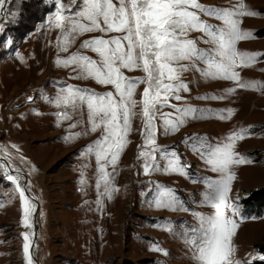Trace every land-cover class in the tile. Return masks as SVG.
<instances>
[{
	"label": "rangeland",
	"instance_id": "1",
	"mask_svg": "<svg viewBox=\"0 0 264 264\" xmlns=\"http://www.w3.org/2000/svg\"><path fill=\"white\" fill-rule=\"evenodd\" d=\"M27 2L31 3L29 13L34 19L28 24L32 27L22 32L17 28L22 6ZM62 2L66 15L71 14L67 9L78 7L71 5L70 0ZM199 2L229 10L242 2L246 9L258 13L236 17L241 21L240 28L251 30L255 37L237 42L236 47L240 51L264 53V0ZM56 10L55 0H8L0 8V158L22 177L21 185L35 199L29 197L35 210L28 227L21 223L19 194L0 169V264H27L21 233H29L31 248L35 230L33 250L40 264H195L185 233L199 226L196 213L213 212L203 202L207 191L204 180L219 175L211 170L202 153L226 143L228 136L240 128H248L250 134L237 141L234 150L246 154L252 162L233 167L236 179L229 197L238 201L244 218L236 217L239 227L233 237L232 258L241 264H264V255L258 251V245L264 244V211L255 215L250 212L251 207L243 208L241 204L252 190L264 186V87L239 88L232 80L205 77L196 68L181 73L188 91H181L183 99H172L171 103L201 110L203 118H189L177 131L167 133L157 118L156 142L179 156L185 174L162 170L145 174L142 160L138 159L144 126L138 103L128 143L115 170L107 165L115 188L109 198L103 183L97 187L101 173L95 153L88 151L103 129L90 130L86 106H57L51 101L67 85L97 93L114 92L111 85L76 78L74 66H57L55 61L58 56L67 57L77 51L99 60L97 53L80 47L82 42L92 37L108 39L123 34L83 33L63 52L57 42L61 30L51 23ZM200 15L216 27H224L222 20ZM187 38L196 40L198 48L212 47L201 32L191 31ZM196 67L207 66L196 61ZM235 70L241 82L264 84V56L251 66ZM123 71L128 77L144 76L139 69ZM143 88L144 84L137 87L135 100L140 101ZM160 111L174 110L165 106ZM61 112H67L70 118L59 117L57 113ZM70 135L73 138L66 140ZM156 156L163 168L166 161L159 153ZM0 164L5 165L2 161ZM158 185L174 191L179 201L175 209L153 203ZM231 214L229 211L228 215ZM153 246L163 251H154Z\"/></svg>",
	"mask_w": 264,
	"mask_h": 264
},
{
	"label": "snow or ice",
	"instance_id": "2",
	"mask_svg": "<svg viewBox=\"0 0 264 264\" xmlns=\"http://www.w3.org/2000/svg\"><path fill=\"white\" fill-rule=\"evenodd\" d=\"M4 3L5 0H0V8ZM70 4L78 7L67 9L71 14L66 15L62 0H55L57 10L51 20L54 27L61 30V35L57 37L61 51L67 52L76 37L83 33L99 31L105 34H123L108 39L92 37L82 42L80 47L97 53L99 60L77 51L67 57L58 56L55 61L57 66H74L76 78L93 79L99 84L111 85L114 92L97 93L92 89L67 85L51 101L57 106H86L90 130L95 132L98 128L103 129L94 144L88 146V151L95 153L101 173L97 187L103 183L104 193L109 198L115 188L112 175L106 170L107 165L110 164L115 170L128 143L127 136L131 131L132 118L137 114L134 109L138 103L141 105L140 115L144 122L141 130L143 146L138 159L142 160L145 174L161 170L185 174L179 156L156 142L157 118L166 133L177 131L189 118H203L201 110L190 105L178 106L171 103L172 99H183L179 94L181 91H188L187 84L180 78L181 73L189 68H196L205 77L232 80L239 88L264 87L258 81L241 82L239 73L235 70L237 67L251 66L259 57L264 56V53L240 51L236 47L241 40L255 38L251 30L240 28L241 21L236 17L255 16L258 13L246 9L242 2L233 10L205 6L199 0H70ZM201 13L222 20L224 27L219 28L203 20ZM191 31L203 33L207 37L205 42L212 47L198 48L196 40L187 38ZM185 60L191 63L182 64L181 61ZM196 61H201L207 67L197 68ZM137 69L143 71V77H128L123 71ZM140 84H144V88L140 101H137L134 96ZM165 106L174 111H160ZM227 112L230 117L232 110ZM57 115L63 119L70 118L67 112ZM248 134V128H240L228 136L226 143L202 153L211 170L219 175L216 179L204 180L207 191L203 194V202L213 212L209 215L196 213L199 226L189 228L185 233L195 264H241L232 258L235 252L233 237L239 227L236 217L239 216L241 220L244 217L239 211L238 201L231 200L229 193L232 182L236 179L233 167L252 162L246 154L234 150L237 141ZM72 138L70 135L65 139ZM156 153L166 161L163 168ZM0 169L4 170L3 176L15 186V191L19 194L23 213L21 223L31 227L29 217L35 207L20 183L22 177L9 174L5 165L0 164ZM15 171L19 172L18 169ZM157 187L153 203L157 207L175 209L179 201L174 191L165 186ZM99 202L98 200L97 203ZM229 211L231 215H228ZM21 235L24 238L25 260L27 264H32L29 233ZM152 250L163 251L156 246Z\"/></svg>",
	"mask_w": 264,
	"mask_h": 264
},
{
	"label": "trees",
	"instance_id": "3",
	"mask_svg": "<svg viewBox=\"0 0 264 264\" xmlns=\"http://www.w3.org/2000/svg\"><path fill=\"white\" fill-rule=\"evenodd\" d=\"M30 2L25 3L22 6V15L18 23V28L21 29L20 31H28L32 26L28 25L30 24V21L32 23V15L29 13L30 8ZM241 204L243 208H249L250 212L252 214L258 215L261 211H264V186L255 190H252L250 194L242 199ZM258 251L264 255V244L258 245ZM125 264H127L125 262Z\"/></svg>",
	"mask_w": 264,
	"mask_h": 264
},
{
	"label": "water",
	"instance_id": "4",
	"mask_svg": "<svg viewBox=\"0 0 264 264\" xmlns=\"http://www.w3.org/2000/svg\"><path fill=\"white\" fill-rule=\"evenodd\" d=\"M8 0H5V3L7 2ZM5 3L3 4V6L5 5ZM0 161H2L6 166H8V168H9V172L11 173V174H16V172H14L13 170H11L10 169V167H9V165L7 164V161L6 160H4V159H1L0 158ZM26 195L28 196V197H30V198H32L31 196H30V194L26 191ZM33 200H35L34 198H32ZM37 210H38V206H37V208H36V211H35V214H34V216H33V220L35 221V216H36V212H37ZM36 239H37V231L35 230V232H34V239H33V242H32V247L30 248V255H31V257L33 258V261H34V263L35 264H39V261H38V259L35 257V255H34V250H33V247H34V244H35V242H36Z\"/></svg>",
	"mask_w": 264,
	"mask_h": 264
},
{
	"label": "bare ground",
	"instance_id": "5",
	"mask_svg": "<svg viewBox=\"0 0 264 264\" xmlns=\"http://www.w3.org/2000/svg\"><path fill=\"white\" fill-rule=\"evenodd\" d=\"M15 175H17V173H16ZM39 264H40V263H39Z\"/></svg>",
	"mask_w": 264,
	"mask_h": 264
}]
</instances>
